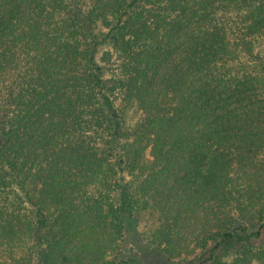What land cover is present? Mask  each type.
<instances>
[{
    "label": "trees",
    "instance_id": "obj_1",
    "mask_svg": "<svg viewBox=\"0 0 264 264\" xmlns=\"http://www.w3.org/2000/svg\"><path fill=\"white\" fill-rule=\"evenodd\" d=\"M221 250L264 264V0H0V264Z\"/></svg>",
    "mask_w": 264,
    "mask_h": 264
},
{
    "label": "rangeland",
    "instance_id": "obj_2",
    "mask_svg": "<svg viewBox=\"0 0 264 264\" xmlns=\"http://www.w3.org/2000/svg\"><path fill=\"white\" fill-rule=\"evenodd\" d=\"M133 118V117H132ZM131 118V119H132ZM136 118V116H134ZM139 224L130 227L128 231V248L131 251H139L143 249V237L152 235L157 228L159 227V220L155 214H153L151 211H145L141 214L139 218ZM221 261L222 264H227V261H229L230 256H224L223 250H221Z\"/></svg>",
    "mask_w": 264,
    "mask_h": 264
}]
</instances>
